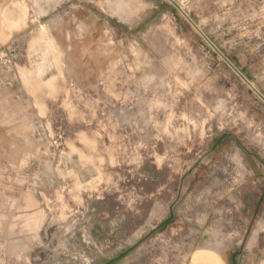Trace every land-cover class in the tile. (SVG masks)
Returning <instances> with one entry per match:
<instances>
[{"label": "rangeland", "instance_id": "1", "mask_svg": "<svg viewBox=\"0 0 264 264\" xmlns=\"http://www.w3.org/2000/svg\"><path fill=\"white\" fill-rule=\"evenodd\" d=\"M12 81L34 119L9 190L40 213L9 246L0 222V264H182L254 233L264 257V0H0Z\"/></svg>", "mask_w": 264, "mask_h": 264}, {"label": "crops", "instance_id": "2", "mask_svg": "<svg viewBox=\"0 0 264 264\" xmlns=\"http://www.w3.org/2000/svg\"><path fill=\"white\" fill-rule=\"evenodd\" d=\"M91 22L93 23V21ZM82 23L86 25L85 32L80 36L78 43H74L73 46L79 47V49H86L91 47L92 40L98 37H96L94 28L87 30L89 23L85 20ZM60 31L59 36L62 35L61 37L66 40L64 46L67 44L72 47V44L67 43L71 34L67 26L64 27L60 24ZM59 36L54 38L57 40ZM51 42V39H49V42L47 41L50 46ZM6 85L0 84V222L2 223V229L7 232L4 235L3 242H7L9 246L13 241L11 233H8L13 226V215L18 213L33 214L31 219L28 218L27 220V230H30L37 224L40 212H35V197L29 191L9 190V187H13L19 176L17 174V166L19 165L21 148L20 136L26 131H28L27 134L29 133L34 115L29 112L30 106L26 105V102H22L27 92L25 90H23L24 92L12 91L13 87H15V82L13 81ZM28 95H26L27 99L33 101L31 96ZM8 137L11 138V141H8ZM28 171V181H31L30 166ZM256 236L257 233H254L251 238L242 240L244 248L252 251L258 242ZM241 242H234V244L225 246L221 245L218 246L219 248L195 249L187 255L182 264H264V257L259 254H242L240 251Z\"/></svg>", "mask_w": 264, "mask_h": 264}, {"label": "bare ground", "instance_id": "3", "mask_svg": "<svg viewBox=\"0 0 264 264\" xmlns=\"http://www.w3.org/2000/svg\"><path fill=\"white\" fill-rule=\"evenodd\" d=\"M25 12H26V8L24 5H21V15H22V18L25 16ZM11 26V25H10ZM37 218V217H35ZM33 223V222H32ZM31 224V223H30ZM30 226V225H29ZM35 227V226H34Z\"/></svg>", "mask_w": 264, "mask_h": 264}, {"label": "built area", "instance_id": "4", "mask_svg": "<svg viewBox=\"0 0 264 264\" xmlns=\"http://www.w3.org/2000/svg\"><path fill=\"white\" fill-rule=\"evenodd\" d=\"M38 127H41V126H38ZM38 131H40V130H38ZM58 137L60 138V136H58ZM56 140L58 141V138ZM56 140L54 142H52V145L50 144L54 148H57V146H58V144H57L58 142Z\"/></svg>", "mask_w": 264, "mask_h": 264}]
</instances>
